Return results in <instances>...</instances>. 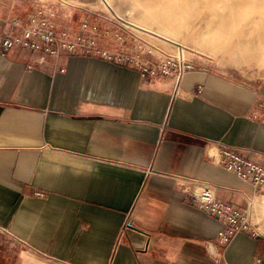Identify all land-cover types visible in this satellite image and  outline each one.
I'll list each match as a JSON object with an SVG mask.
<instances>
[{
  "label": "crops",
  "instance_id": "obj_1",
  "mask_svg": "<svg viewBox=\"0 0 264 264\" xmlns=\"http://www.w3.org/2000/svg\"><path fill=\"white\" fill-rule=\"evenodd\" d=\"M29 11L0 3V42ZM191 62L177 83L92 56L0 53V264H264V190L214 160L229 146L264 166V82ZM198 185L257 234L223 243Z\"/></svg>",
  "mask_w": 264,
  "mask_h": 264
},
{
  "label": "rangeland",
  "instance_id": "obj_2",
  "mask_svg": "<svg viewBox=\"0 0 264 264\" xmlns=\"http://www.w3.org/2000/svg\"><path fill=\"white\" fill-rule=\"evenodd\" d=\"M74 1L75 5L64 4L62 0H0V3L29 10L38 2L58 5L62 22L73 31L78 30L82 19L89 18L105 27L108 21L122 22L119 15L129 25V31L137 35V46L146 51L151 49L155 58L177 54L180 47L188 60H205L221 74L251 84L264 82V0H177L173 18L166 20L165 25L168 29L175 21L179 27L177 44L135 26L137 22L153 24L152 16L163 9L149 0H112L111 11L101 0ZM203 38L208 41L198 42Z\"/></svg>",
  "mask_w": 264,
  "mask_h": 264
},
{
  "label": "built area",
  "instance_id": "obj_3",
  "mask_svg": "<svg viewBox=\"0 0 264 264\" xmlns=\"http://www.w3.org/2000/svg\"><path fill=\"white\" fill-rule=\"evenodd\" d=\"M62 19L58 5L45 6L38 2L29 11L27 18L13 17L9 20V24L19 32L6 35L1 40L0 53L6 54L13 48H21L33 52L38 63L46 62L49 57L59 58L62 54L92 56L135 68L144 76H173L177 83L193 67L192 62L183 55L166 54L155 58L151 49L146 51L143 46H137V35L129 31L125 20L108 21L105 27H101L99 23L86 18L81 20L78 30L73 31ZM33 67L32 63L28 66L29 69ZM214 160L241 180L264 190L263 165L246 158L229 146L220 148L214 155ZM191 195L201 208L223 222V229L219 232L223 243L240 231L257 234L251 228L246 213L217 199L211 186H193ZM132 212L127 215L123 231L133 226Z\"/></svg>",
  "mask_w": 264,
  "mask_h": 264
},
{
  "label": "bare ground",
  "instance_id": "obj_4",
  "mask_svg": "<svg viewBox=\"0 0 264 264\" xmlns=\"http://www.w3.org/2000/svg\"><path fill=\"white\" fill-rule=\"evenodd\" d=\"M176 1L177 0H149V3H151V4H155L158 7L163 6V9L161 10V12L152 16L153 24H157L158 26L154 27L152 23L147 24L144 22H137V24L135 23V26L139 30H142L143 32H147L148 34L157 35L161 38L166 39L168 42L175 44L177 41L176 36L178 35V33L180 31L179 27L177 26V24H175V21L172 23L173 26H169L168 29H166L165 25L168 24L167 23L168 21L166 22V20H170L173 18L174 14H172V9H173L174 5L176 4ZM207 1H209V0H206V2ZM233 1L244 2L245 0H233ZM62 2L64 4H67V5L68 4H70V5L74 4L75 5L77 3L74 0H62ZM101 2L107 10L111 11V7L113 6L112 0H101ZM117 17L120 18L121 20L124 19L123 17H121L119 15H117ZM129 24L132 25L131 22H129ZM203 41H208V40L206 38L198 40V42H200V43H203ZM177 49H178V47H177ZM177 51H178L177 54L183 55L185 57V53L183 52V49H181L179 47V49ZM213 51H214V49H213Z\"/></svg>",
  "mask_w": 264,
  "mask_h": 264
}]
</instances>
